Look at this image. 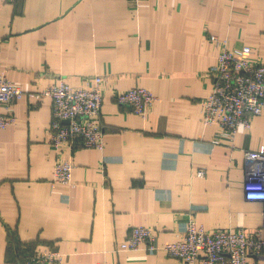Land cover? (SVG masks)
I'll list each match as a JSON object with an SVG mask.
<instances>
[{
	"label": "crops",
	"instance_id": "1",
	"mask_svg": "<svg viewBox=\"0 0 264 264\" xmlns=\"http://www.w3.org/2000/svg\"><path fill=\"white\" fill-rule=\"evenodd\" d=\"M211 34L264 59V0H0V68L24 91L15 123L0 130V264L46 246L65 264H183L118 247L134 225L175 242L189 216L206 230L262 225L264 202L247 200L243 184L244 151L264 148V114L232 141L204 124L219 54ZM95 74L103 147L76 144L71 184L52 187V100L36 95ZM132 86L156 96L146 117L116 99Z\"/></svg>",
	"mask_w": 264,
	"mask_h": 264
},
{
	"label": "built area",
	"instance_id": "2",
	"mask_svg": "<svg viewBox=\"0 0 264 264\" xmlns=\"http://www.w3.org/2000/svg\"><path fill=\"white\" fill-rule=\"evenodd\" d=\"M130 1L137 3L139 0ZM209 39L217 44L219 54L217 63L210 68L212 90L202 101L204 124L219 125V137L232 141L240 129L251 126L252 117L264 114V59L247 45L229 47L226 40L213 34ZM103 80L102 75L95 74L85 85L71 86L60 78L36 95L49 96L52 100L48 144L58 152L50 180L52 187L71 184L74 167L71 152L76 144L85 148L103 147L100 123ZM23 95L24 91L7 78L4 68H0V105L5 110L0 114V130L15 123L13 106ZM116 99L146 117L156 96L145 87L132 86L118 92ZM217 142L219 138L214 140ZM64 148L68 149V154L64 153ZM244 156L247 164L244 197L264 202V148L245 150ZM203 174L204 171L199 170L198 175ZM141 246L149 253L164 250L183 264H255V259H249L251 254L264 259V221L252 232L242 226L206 230L189 216L179 238L164 244L158 243L153 228L134 225L118 248L137 250ZM25 254L24 264H65L66 261L65 254L50 246L28 249Z\"/></svg>",
	"mask_w": 264,
	"mask_h": 264
},
{
	"label": "water",
	"instance_id": "3",
	"mask_svg": "<svg viewBox=\"0 0 264 264\" xmlns=\"http://www.w3.org/2000/svg\"><path fill=\"white\" fill-rule=\"evenodd\" d=\"M65 122H67V120Z\"/></svg>",
	"mask_w": 264,
	"mask_h": 264
}]
</instances>
